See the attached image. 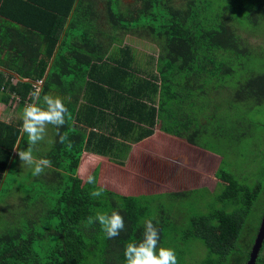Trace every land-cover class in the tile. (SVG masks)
Segmentation results:
<instances>
[{
  "label": "trees",
  "instance_id": "1",
  "mask_svg": "<svg viewBox=\"0 0 264 264\" xmlns=\"http://www.w3.org/2000/svg\"><path fill=\"white\" fill-rule=\"evenodd\" d=\"M260 1L238 0L243 2L240 5L235 0H133V4L122 7L121 0H106L101 10L96 0H72L73 14L46 17L53 30H44L49 43L44 56L36 59L29 45L34 60L24 74H33L32 81L13 84L1 77L0 87L9 86L0 100L8 102L11 95L17 96L18 109L22 110L32 102L35 91L40 92L41 102L44 95L59 96L71 115L59 130L68 139L60 143L55 129L51 148L34 155L52 161L42 178L50 180L49 185H44L40 196L55 193L50 196L52 207L45 208L44 218L40 217L41 207L27 208V198L21 197L25 202L17 207L22 208L25 220L20 224V208L6 205L11 189L9 192L5 184L18 151L28 147V138L21 130L22 116L8 123L0 120V264H125V245L143 238L141 221L146 209L138 196L118 193L109 186L111 175L98 156H112L110 162L122 169L123 160L113 157L129 146L119 143L117 137L139 142L152 136L157 125L161 132H167V138L186 148L203 144L201 138L215 120L218 140L243 139L247 132L242 129L240 115L223 113V106L230 97L231 111L244 103H263L264 73L249 72L245 80L236 82L233 92L228 86L237 65L244 66V58L252 54L238 31L242 23L237 20L254 15L257 24L264 18V3ZM128 34L158 46L156 59L146 62L154 64L150 73L135 58L130 45L113 47L118 38L123 44L122 36ZM213 92L216 96L210 95ZM223 92L225 96L219 94ZM184 139L187 142H182ZM203 147L195 157L179 153L180 160L174 165L186 173L193 168L203 171L207 161L211 165L209 152L213 154L206 143ZM214 156L219 164L220 156ZM102 173L106 176L101 179ZM208 173L210 185L190 183L184 187L182 183L172 191L169 188L175 183L154 176L147 184L177 198L200 188L211 193L216 185L221 186L216 208L191 217L182 242L198 240L205 245L207 255L200 264H247L264 214V203L258 207L263 185L242 183L219 165ZM87 174L95 176L96 186L105 182L109 189L104 195L114 206L118 198L122 206L125 230L114 239L105 235L99 243L96 224L84 226L83 222L99 211L103 198L90 196L94 186L86 183ZM4 207L9 211L4 212ZM260 208L262 214L255 225L251 220ZM153 223L160 230V245L167 236V217ZM256 264H264V244Z\"/></svg>",
  "mask_w": 264,
  "mask_h": 264
},
{
  "label": "rangeland",
  "instance_id": "2",
  "mask_svg": "<svg viewBox=\"0 0 264 264\" xmlns=\"http://www.w3.org/2000/svg\"><path fill=\"white\" fill-rule=\"evenodd\" d=\"M96 1L98 2L100 9L104 10L105 5H107L106 0ZM235 1V4L242 5L243 3L237 2L238 0ZM118 2L120 3V1ZM261 3H264V1H262ZM128 4H133V0H121L122 7H125ZM245 4L248 6V3L245 2ZM256 20L257 19L254 15L249 16L247 14L244 18L237 20V22L242 23L240 25L238 24V31L242 35V37L247 40L252 49V54L248 58H244V66L240 67L237 65V67L235 68L234 77H231L229 79L228 86H231V92L234 91L236 82L245 80L249 72L264 73V18H261L257 24H255ZM102 22L103 20L100 23L101 30L104 29ZM234 25L236 26L235 22ZM107 38H105V40ZM122 38L126 42L129 41L128 44H130L132 51L135 54V58L141 60L143 66H145L143 69L150 73L152 71V68H154V64L149 65L146 64V62L152 59H156L158 46L154 43L147 42L140 37L130 34L124 35L122 36ZM212 86L214 88L213 84ZM222 90L223 88H220V92ZM213 94L216 96L214 92L210 95L213 96ZM219 94L224 96L226 95L224 92ZM50 95L52 94L50 93ZM10 99L13 100V103L10 106L11 108L8 109L7 117L11 118L9 119V121L12 120V118L16 115H19V117H21L23 112V109L17 110L19 98L15 96V99L13 97H11ZM218 100L219 99L217 98V101ZM230 100L231 97L229 98L228 102H225V105L223 106V113H225L226 111H228L230 115L231 113H238L240 115L241 123L243 124L242 129L243 131L247 132V135H245L243 139L238 138L239 141L232 140L230 142L228 139L222 141L223 137L219 138L218 140L215 136L217 121L215 120L210 122V131L207 135L201 138V141L203 144L206 143V145L210 147L207 148L208 150H213L214 155L220 156L219 164L216 161L217 158L209 152L207 158L211 162L210 166L207 161L208 165L203 168V171L194 170L193 168L187 173L181 171L175 174L173 178L177 181L178 186L179 183H183L184 187H186L190 183H192V185H200L203 183L210 185L211 180L208 170L211 171V167L219 165L226 171L235 174L238 180L242 183H262L263 190L259 197L261 205L258 206L260 207L264 203V100L263 103H260L259 105H250V103H244L243 105H240V108L238 107L237 110L232 111L228 106L230 104ZM213 109L214 106L212 105L211 113ZM202 120L204 121V119ZM210 132L213 133L210 134ZM166 134L167 132L165 130L164 132H161L160 127L157 125L156 133L152 136V138H154L153 140H151V137H149L145 141V143L141 145V147L134 144L130 145L127 143L129 148L126 150V152L117 155L118 157H113L117 158L118 160H123L125 165L124 167H122V169L116 167L117 164L115 163L112 165L105 161L108 171L111 175L109 186L118 193L122 192L124 194H133L140 198V201H142V205L146 209L141 223H144L147 219L159 221L161 216L167 217V236L165 237L164 241L158 246V248L162 246L174 249L177 255L178 264H200V261L203 260L207 255V248L198 240L191 242H182L183 230L190 222L191 217L197 214H206L212 209L216 208L214 206L215 199H217V193L222 189L221 186L216 185V189L214 188L215 190L209 189L211 193L208 192V188H200L196 189L194 191L195 193H192L187 197L177 198L174 197L172 193L167 192V190L165 189L158 190L159 186H154L153 188L150 187V184H147V180H144L145 176H133L129 181V175L131 174V164L133 163V160H127L129 156L127 151H129L130 148L134 152H139L137 153V155H140L141 159H143L144 155L148 154L149 151H156L157 149H159V151H162L164 149V146L161 144L165 141L168 143L167 148L169 146L176 147L179 150L180 154H189L193 157H195L198 153V149H204L203 144H199L196 147L195 145H192L187 148L179 146L177 144L173 146V143H175L176 140H166ZM54 137L55 128L52 125H48L46 140L45 142H41L35 146L33 155H41L43 152L49 150L53 144ZM182 142H187V139H184ZM157 154L159 156V152ZM166 155L168 157L169 155H172V152H168L166 153ZM111 158L112 156L106 158V160L110 161ZM161 162L159 160L153 161L155 165ZM174 164L175 160L166 162V164L164 165L165 171L163 172V175L165 177H167V175L169 174L168 171L175 166ZM149 170L150 167L147 169V173L149 172ZM90 172H92V170H90ZM45 174L46 173L44 172L40 176H33L31 169H29L27 166L22 167V162L19 156L17 155L15 157V162L10 171L7 183L5 184V187L8 189V191L9 189H11V194L8 196V198L7 196L4 197V199L7 198L6 205L10 204L11 208L14 207L16 210L20 208L18 218L20 224L25 220V216H23L22 214V208L17 207L19 204H22L21 202H25L24 199L23 201L21 200V197L27 198V201L25 202L27 208H34V206H36V208L41 207V218H44L43 212L45 211V208L52 207V204L50 203V196L55 193L54 191H49L48 195L40 196L41 192L42 194H44V185H49L50 182V180L46 181L45 179H42L45 177ZM105 176V173H102L101 179L105 178ZM158 179H162V177H158ZM102 181L103 180H101V182ZM102 183V186H105L106 189H109L107 188L108 186L104 184L105 182ZM21 189H23V191ZM169 189L172 191L175 190L176 185L174 184L170 186ZM13 190L14 192H12ZM29 196H31V198H29ZM102 197V203L99 206L100 209L98 212L110 214L111 210L116 207L118 211H120L123 215L122 206L119 205L118 198H116L117 204L116 206H114L110 198L105 195H103ZM36 203H38V206L36 205ZM4 208V212L9 211L6 209V207ZM260 213L261 208L254 214V217L251 220L253 224H258V217ZM96 226L98 228V236L100 239L98 240V242L100 243L102 242V240H104L105 233L102 231L98 223H96ZM243 238L244 236H242L241 239Z\"/></svg>",
  "mask_w": 264,
  "mask_h": 264
},
{
  "label": "crops",
  "instance_id": "3",
  "mask_svg": "<svg viewBox=\"0 0 264 264\" xmlns=\"http://www.w3.org/2000/svg\"><path fill=\"white\" fill-rule=\"evenodd\" d=\"M72 6V0H0V8L3 9L0 11V80L2 77L5 79L4 81L12 82L13 84H15L18 80L32 81L33 74H24V72H29V68L34 60L29 45L31 44L32 49L38 56L36 59L43 57L45 49L49 44L46 43L47 40L44 35V30H53L52 25L48 22V18L46 17H53L55 15L62 16L70 13L73 14ZM32 23H34L35 26L43 25V27L36 28L34 25L32 26ZM118 39L117 42H115V45L113 44V47L117 46L120 48V46H124L129 42L123 40V44H121L118 42ZM8 86L9 85H7V88H4V85L0 87V95L4 91L8 92ZM11 96L14 97V95ZM12 103L13 100L11 99H9L8 102L0 100L1 121L8 123L18 118L19 115H16L9 121L11 118L7 117L8 109L11 108L10 106ZM17 110H19L18 106ZM152 136H150L151 140L154 139ZM148 138L139 142H134L133 140L124 139V136H122V138L117 137V140L119 143H128L130 145L134 144L141 147V145H143ZM166 140L171 139L167 138ZM167 144L168 143L165 141L162 143L164 146L162 151H159V149L156 151H149L148 154L144 155L143 159L140 158V155H137L139 152H134L130 148V150L127 151L129 155L127 160H133V163L131 164L129 181L133 176H145L144 180L154 176L155 178L162 177V180H165L166 182H173L176 186H178L177 181L174 180L173 176L183 171V168L174 166L168 171L169 174L167 177L163 175V172L165 171L164 165L166 162H169L170 160H180L179 150L176 147L171 146L167 148ZM176 144L177 143H173V146ZM16 152L17 149L15 150L14 155ZM158 152L159 156L157 154ZM168 152H172V155L167 157L166 153ZM98 158L104 165H106L105 161L112 164L109 160H106L109 156H98ZM155 160L162 162L155 165L153 163ZM149 167L150 170L147 173V169ZM179 186H181V183H179Z\"/></svg>",
  "mask_w": 264,
  "mask_h": 264
},
{
  "label": "clouds",
  "instance_id": "4",
  "mask_svg": "<svg viewBox=\"0 0 264 264\" xmlns=\"http://www.w3.org/2000/svg\"><path fill=\"white\" fill-rule=\"evenodd\" d=\"M21 119V130L27 135L28 147L19 150L18 156L22 167L27 166L33 176H40L45 169L52 167V161L48 158L37 159L33 155L35 146L45 142L48 125H52L57 130L59 142L64 143L68 137L59 130L68 123L71 115L62 98L44 95L41 102L40 92L35 91L32 93V102L27 103L23 108ZM86 183L94 186L89 193L92 198H99L106 192L105 186H96L94 175H87ZM83 223L85 227L98 223L108 239L118 237L125 230L124 216L120 211H112L110 214L97 212L94 217L89 216ZM142 237L139 242L125 245L123 253L125 264H178L174 249L162 246L158 248L160 230L152 219L144 222Z\"/></svg>",
  "mask_w": 264,
  "mask_h": 264
},
{
  "label": "water",
  "instance_id": "5",
  "mask_svg": "<svg viewBox=\"0 0 264 264\" xmlns=\"http://www.w3.org/2000/svg\"><path fill=\"white\" fill-rule=\"evenodd\" d=\"M263 244H264V214L260 226L258 228V232L256 234L253 246L251 248L250 257L247 261V264H256L257 258L263 247Z\"/></svg>",
  "mask_w": 264,
  "mask_h": 264
},
{
  "label": "built area",
  "instance_id": "6",
  "mask_svg": "<svg viewBox=\"0 0 264 264\" xmlns=\"http://www.w3.org/2000/svg\"><path fill=\"white\" fill-rule=\"evenodd\" d=\"M42 83V80L38 81V84H41Z\"/></svg>",
  "mask_w": 264,
  "mask_h": 264
}]
</instances>
